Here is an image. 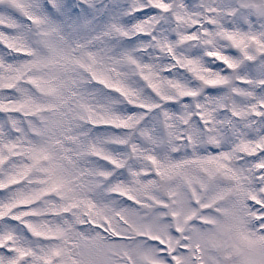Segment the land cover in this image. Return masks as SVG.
Returning a JSON list of instances; mask_svg holds the SVG:
<instances>
[{"label":"snow or ice","instance_id":"obj_1","mask_svg":"<svg viewBox=\"0 0 264 264\" xmlns=\"http://www.w3.org/2000/svg\"><path fill=\"white\" fill-rule=\"evenodd\" d=\"M0 264H264V0H0Z\"/></svg>","mask_w":264,"mask_h":264}]
</instances>
